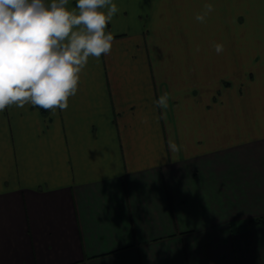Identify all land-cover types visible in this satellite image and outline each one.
Wrapping results in <instances>:
<instances>
[{
    "label": "crops",
    "instance_id": "0c3cea01",
    "mask_svg": "<svg viewBox=\"0 0 264 264\" xmlns=\"http://www.w3.org/2000/svg\"><path fill=\"white\" fill-rule=\"evenodd\" d=\"M113 2L66 110L0 112V264H264V0Z\"/></svg>",
    "mask_w": 264,
    "mask_h": 264
},
{
    "label": "clouds",
    "instance_id": "9594fccd",
    "mask_svg": "<svg viewBox=\"0 0 264 264\" xmlns=\"http://www.w3.org/2000/svg\"><path fill=\"white\" fill-rule=\"evenodd\" d=\"M0 0V112L26 104L45 110L64 111L69 98L78 92L80 74L89 58L99 59L112 50L114 34L106 31L120 12L113 0ZM195 19L204 23L214 11L211 3ZM212 47L219 55L222 43ZM199 46L195 48L199 52ZM165 92L154 101L162 110L169 107ZM162 115L166 112L162 111ZM147 123V118L141 120ZM168 148L178 153L173 137Z\"/></svg>",
    "mask_w": 264,
    "mask_h": 264
}]
</instances>
